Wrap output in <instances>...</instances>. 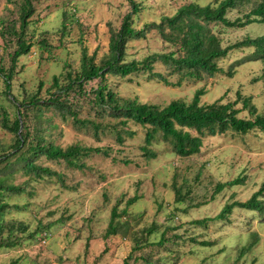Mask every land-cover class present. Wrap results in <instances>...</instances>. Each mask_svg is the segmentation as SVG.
Here are the masks:
<instances>
[{
    "label": "rangeland",
    "instance_id": "374dc122",
    "mask_svg": "<svg viewBox=\"0 0 264 264\" xmlns=\"http://www.w3.org/2000/svg\"><path fill=\"white\" fill-rule=\"evenodd\" d=\"M136 1L140 9L133 15V26L141 29L147 28L148 23L158 22L162 15L172 14L184 3L205 4L215 0ZM21 2L0 0V63L6 68L15 43L11 34H1V27L4 22L19 25ZM32 3L34 11L25 37L33 45L18 58L11 83V92L19 100L35 91L42 98L48 97L58 89L53 84L54 76L63 87L68 81V71L73 73L79 68L83 50L100 63L108 52L111 30L119 28L123 15L130 10L128 0H32ZM240 14L241 10L233 9L227 17L234 19ZM215 29L226 45L263 34L264 23L252 22L241 27L220 25ZM170 49L173 47L160 38L157 30L149 28L144 36L126 43L124 60H141L154 52ZM254 57L253 47L231 50L218 60L223 73L184 81L180 86L150 79L143 71L124 77L108 72L102 83L119 98L159 105L172 99L188 102L200 87L205 91L200 96L202 103L218 99L233 101L239 90L243 96L250 95L258 112L264 113V61ZM231 68L234 73L228 76L226 72ZM153 70L171 82L177 78L160 61L154 62ZM100 81L94 78L83 83L81 90L73 86L61 91V97L72 104L78 118L101 124L98 137L90 126L76 127L71 117L63 118L53 109L26 111L25 120L32 135L62 147L74 143L108 148L109 154L93 152L82 157L84 167L44 156L35 159L37 164L60 173L61 178L56 175L30 178L17 165L12 180L22 184L24 191L4 195L9 207L1 220L4 224H18L14 235H18L20 243L11 248L0 247V264L12 261L13 264H121L136 239L142 244L149 238L151 234L146 236L144 228L152 224L158 229L161 225L169 226V235L175 231L181 236L168 237L166 244L153 242L151 247L142 244L144 248L135 251L133 257L141 255L152 264H264V211L260 214L234 207L226 220H210L207 226L191 223L215 216L227 202L247 200L260 188L264 183V133L254 129L245 134L227 131L207 135L200 152L188 157L177 156L166 142L158 139L152 144L156 157L147 159L139 149L144 127L133 121L122 125L106 112L97 113L92 89ZM3 89L0 76V103L8 117L13 118L16 107ZM240 106L237 103L236 107ZM239 115L248 116L246 110ZM118 131L122 142L116 140ZM13 143V134L0 121V150L10 149ZM236 177L244 180L214 192L216 183ZM172 183L181 189L182 202H175ZM135 195L139 196L137 200L126 206V200ZM113 205L121 213L118 221L124 228L120 229L122 234L105 237ZM22 226L26 227L25 232L20 230ZM2 235H7L6 229ZM192 237L209 244L200 245ZM150 238L154 239L155 234ZM163 257L166 258L161 260ZM139 264H144L143 260Z\"/></svg>",
    "mask_w": 264,
    "mask_h": 264
},
{
    "label": "trees",
    "instance_id": "16d2710c",
    "mask_svg": "<svg viewBox=\"0 0 264 264\" xmlns=\"http://www.w3.org/2000/svg\"><path fill=\"white\" fill-rule=\"evenodd\" d=\"M128 1L130 10L123 15L119 28L111 30L108 52L102 57L101 62L96 63L94 57L83 50L79 68L73 73L68 71L66 74L67 83L62 87L58 77L54 76L53 84L58 89L44 98L39 96L38 91H35L27 98L19 100L11 92V83L16 72L18 58L28 53L33 45L25 37L30 17L34 11L32 0H22L19 6L18 26L13 22L3 23L1 34H11L15 48L10 54L9 67L6 68L0 63V76L4 83L3 93L6 97L11 98L9 100L16 107V113L13 118H9L7 110L0 103L1 125L14 136L12 147L0 150V247L11 248L20 243L18 235H14L15 229L19 228L18 224L15 225L14 222L4 224L1 220L4 211L9 207L7 201L4 200V195L24 191L22 184H15L12 180L13 172L18 169L17 165H20L21 170L30 178L52 175L61 178L60 173L47 166L37 164L35 159L44 156L50 160H63L75 167H84V163L80 161L82 157L93 152L105 156L109 154L108 148L82 146L74 143L62 147L30 133L25 120L26 111L32 110V108L39 111L42 108H47L55 110L63 118L71 117L76 127L88 128L90 126L93 134L98 137L101 124L89 119L78 118V113L72 104L66 98L61 97V91L69 90L73 86H77L81 90L83 83L94 78H100L99 85L92 89L93 104L97 107V113L106 112V114L118 119V123L122 125H126L128 121H133L135 124L144 127L143 143L139 149L142 156L147 159L156 157L157 151L152 148V144L158 139L166 142L177 156L188 157L200 152L203 138L207 135L215 136L227 131L245 134L254 129H259L264 133V113L258 112L250 95L243 96L239 90H236V98L233 101L222 102L218 99L210 103H202L200 96L205 91L203 87H200L188 102L182 99H172L165 105H159L139 102L136 99L119 98L105 83H102L104 75L108 72L124 77L143 71L147 73L150 79L155 78L166 85L180 86L184 81H196L204 76L223 73L224 70L218 64V60L225 58L231 50L242 47H253L255 53L253 59L264 61V33L223 45L219 31L215 29L216 26L220 25L241 27L252 22L264 23V0H215L205 4L190 1L180 5L172 14L162 15L158 22L148 23L145 25L147 28L141 29H136L133 26V15L138 13L140 3L136 0ZM233 9L241 10V14L230 19L227 14ZM149 28H155L160 38L169 43L173 49L167 52H154L141 60L125 61L126 43L130 39L144 36L145 31ZM155 61H160L169 67L171 72L176 74V80L171 82L161 72L154 71L153 64ZM226 73L228 76H232L234 71L231 68ZM239 102L241 106L236 107ZM244 110L248 115L246 117L239 115ZM123 130L133 134L131 130ZM116 140L118 142L123 141L119 131L116 134ZM243 180V177H236L230 181L218 182L214 192L218 193L226 185L239 184ZM173 189L175 202H182L181 189L176 183L173 184ZM263 192L264 183L247 200L227 202L215 216L196 219L191 223L207 226L210 220H226L234 207L257 211L262 214L264 211ZM138 197L135 195L128 198L126 206L135 202ZM120 216L121 213H118L117 205H113L103 236L122 234L120 229L124 227L119 224ZM4 229L7 231L5 236L2 235ZM169 229V226L162 225L161 229H158L154 224L148 226L147 229L144 228L146 236L154 233L155 238L151 239L150 235L142 244L144 247L145 245L148 247V244L150 247L153 246V242L166 244L168 237L173 235L174 238H179L181 236L175 234V231L169 235L167 233ZM20 230L25 232L26 227L22 226ZM37 232L36 230L35 233ZM191 240L200 245L209 244L204 240L197 241L195 237H192ZM142 244L136 239L130 253L121 264H139L140 260H143L144 264H152L147 258L142 259L141 255L133 257V253L140 250ZM164 258L166 257L161 258V260Z\"/></svg>",
    "mask_w": 264,
    "mask_h": 264
},
{
    "label": "crops",
    "instance_id": "0c3cea01",
    "mask_svg": "<svg viewBox=\"0 0 264 264\" xmlns=\"http://www.w3.org/2000/svg\"><path fill=\"white\" fill-rule=\"evenodd\" d=\"M111 237V236H110Z\"/></svg>",
    "mask_w": 264,
    "mask_h": 264
}]
</instances>
